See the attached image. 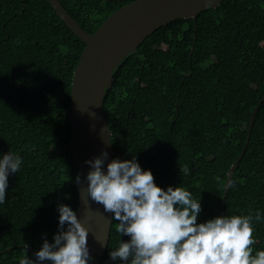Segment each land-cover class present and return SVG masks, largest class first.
Wrapping results in <instances>:
<instances>
[{
	"label": "trees",
	"instance_id": "obj_1",
	"mask_svg": "<svg viewBox=\"0 0 264 264\" xmlns=\"http://www.w3.org/2000/svg\"><path fill=\"white\" fill-rule=\"evenodd\" d=\"M131 1L60 0L90 34ZM85 46L48 0H0V159L11 151L22 160L0 204V264H19L25 255L36 261L34 253L59 231L58 206L76 214L80 205L70 106ZM114 79L104 100L114 159L135 156L157 186L190 191L201 204L197 223L222 217L223 209L224 216L259 211L253 255L264 250V102L223 203L264 97V0H224L196 21L161 27L121 62ZM117 223L104 258L89 264H122L110 259L119 241L130 239Z\"/></svg>",
	"mask_w": 264,
	"mask_h": 264
},
{
	"label": "clouds",
	"instance_id": "obj_2",
	"mask_svg": "<svg viewBox=\"0 0 264 264\" xmlns=\"http://www.w3.org/2000/svg\"><path fill=\"white\" fill-rule=\"evenodd\" d=\"M108 153L86 163L90 198L114 213L116 231L128 236L110 251L112 261L122 264H264V250L253 255V219L261 214L222 216L197 223L201 204L181 186L167 190L157 186L150 170H142L135 156L113 159L103 170ZM22 160L9 151L0 159V204L5 202L8 176L16 174ZM184 168V173H188ZM77 176V183L79 182ZM59 231L53 242L46 239L37 260L27 255L19 264H89L88 229L67 205H59ZM63 242V243H62ZM27 253V249L25 248Z\"/></svg>",
	"mask_w": 264,
	"mask_h": 264
},
{
	"label": "water",
	"instance_id": "obj_3",
	"mask_svg": "<svg viewBox=\"0 0 264 264\" xmlns=\"http://www.w3.org/2000/svg\"><path fill=\"white\" fill-rule=\"evenodd\" d=\"M48 1L69 30L86 45L73 78L70 146L80 178L77 183L80 205L76 216L89 230L87 247L90 260L93 256L102 259L109 246L114 213L106 212L102 204L88 195L86 177L91 165L86 161L106 151L108 156L103 167L106 173L107 164L114 159L112 135L104 112L106 90L113 87L121 62L158 29L180 19L193 18L196 21L201 12L219 6L224 0H132L113 13L94 34L86 32L60 0ZM263 102L264 97L252 113L245 147L228 173L223 203L235 171L249 147L255 117ZM22 248L33 252L28 245Z\"/></svg>",
	"mask_w": 264,
	"mask_h": 264
}]
</instances>
